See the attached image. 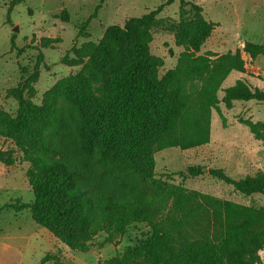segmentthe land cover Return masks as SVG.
<instances>
[{
  "label": "trees",
  "instance_id": "trees-1",
  "mask_svg": "<svg viewBox=\"0 0 264 264\" xmlns=\"http://www.w3.org/2000/svg\"><path fill=\"white\" fill-rule=\"evenodd\" d=\"M23 1L9 2L6 21ZM178 1L176 23L157 17L174 2L165 0L123 25L108 26L99 41L73 47L70 62L80 64L79 71L45 91L40 106L18 87L6 91L19 109L15 115L0 109V137L14 140L29 163L33 199L0 206V214L28 211L37 225L78 252H88L100 233L109 242L129 225L149 226V234L121 256L99 264H262L263 207L222 200L154 174V152L209 142L211 111L220 102L227 108L235 100L264 103V91L240 79L218 97L231 72L245 71L242 53L264 58V44L245 41L234 52L199 54L216 24L204 18L200 5ZM58 17L67 20V11ZM158 26L184 46L162 75L163 60L149 46ZM196 81L202 84L192 91ZM241 122L264 141V121ZM189 171L201 173L198 167ZM209 174L244 195L264 193V173L238 180L221 168ZM48 261L67 264L52 253L41 263Z\"/></svg>",
  "mask_w": 264,
  "mask_h": 264
},
{
  "label": "rangeland",
  "instance_id": "rangeland-1",
  "mask_svg": "<svg viewBox=\"0 0 264 264\" xmlns=\"http://www.w3.org/2000/svg\"><path fill=\"white\" fill-rule=\"evenodd\" d=\"M10 1L0 0V109L15 115L19 102L14 96L6 95L8 89H22L25 98L40 106L45 91L58 80L79 71L81 65L70 62L74 56L73 47L86 41H99L108 26L123 25L127 18L143 15L165 0H24L12 8L6 21ZM187 1L200 5L204 18L216 24L199 54L234 52L242 49L245 41L264 44V0ZM178 9L179 1L174 0L157 17L166 23H176ZM62 10L68 13L65 21L58 17ZM11 37L15 45L13 50L10 49ZM149 46L150 53L163 60L159 75L173 68L184 50L183 45L176 43L173 32L162 26L153 28ZM242 56L245 71L231 72L226 77L218 91L220 99L224 96L223 89L238 79L251 89L264 91V58L251 59L243 53ZM27 79L29 83H26ZM201 84V81L194 82L192 91ZM218 108V111H211L207 144L186 150L167 148L154 152L155 177L222 200L264 208V193L244 195L209 174L210 169L221 168L229 177L238 180L264 173V141L241 122V119L264 121V103L235 100L229 108L223 102ZM190 167L200 168L201 173L193 175ZM28 168L29 163L18 151L14 140L0 137V206L15 200L30 202L33 199L27 179ZM18 228L30 238L26 251L13 256V264H50L49 261L41 263L47 253L58 255L67 264L104 263L121 256L128 246L150 232L144 223L132 224L123 236L109 242H105L106 234H98L88 252H78L69 249L52 234L51 243L34 232V228H40L50 234L32 220L28 211L4 210L0 214L2 259L5 255L3 244L11 243L8 239L19 231ZM6 253L5 264H10V255ZM259 254L264 264V249Z\"/></svg>",
  "mask_w": 264,
  "mask_h": 264
},
{
  "label": "crops",
  "instance_id": "crops-1",
  "mask_svg": "<svg viewBox=\"0 0 264 264\" xmlns=\"http://www.w3.org/2000/svg\"><path fill=\"white\" fill-rule=\"evenodd\" d=\"M18 232L16 234H14L13 236L9 237V241L11 243H7V244H3L5 246V255L2 259V257H0V264H5L7 263V260H8V257H7V253H9L10 255V264H13V256H16V255H19L22 254L23 252L26 251L27 247H28V241H29V238H30V235L26 234V233H22V229L21 228H18ZM34 232L40 234L41 236H44L46 237L47 239H49V241H51L52 243V238H51V234H45V232H42L40 230V228H34ZM2 242L0 241V244ZM46 254V253H45ZM5 257H7V259H5ZM5 260V261H3ZM15 260H16V257H15Z\"/></svg>",
  "mask_w": 264,
  "mask_h": 264
},
{
  "label": "water",
  "instance_id": "water-1",
  "mask_svg": "<svg viewBox=\"0 0 264 264\" xmlns=\"http://www.w3.org/2000/svg\"><path fill=\"white\" fill-rule=\"evenodd\" d=\"M13 29H16V27H14ZM206 170V169H205Z\"/></svg>",
  "mask_w": 264,
  "mask_h": 264
}]
</instances>
